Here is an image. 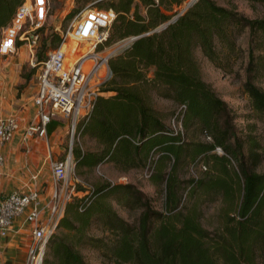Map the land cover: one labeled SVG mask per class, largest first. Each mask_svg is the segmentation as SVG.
<instances>
[{"label":"trees","instance_id":"obj_1","mask_svg":"<svg viewBox=\"0 0 264 264\" xmlns=\"http://www.w3.org/2000/svg\"><path fill=\"white\" fill-rule=\"evenodd\" d=\"M183 1L74 0L68 19L86 6L115 14L105 48L135 37L110 56L108 77L99 84L89 113L76 122L77 137L94 141L98 149L83 150L75 141L70 149L75 169L111 163L126 171L151 164L149 181L159 189L162 211H155L132 184L101 183L90 192L80 187L76 194L83 196L74 194L64 205L41 264H89L80 252L84 247L116 264H264V142L236 130L235 116L203 81L195 56L199 50L225 70L222 51L231 54L237 36L247 29L243 92L264 120V92L255 84L264 79V19H247L213 0H195L183 13H172ZM22 2L0 0V38ZM50 41L57 48L59 35ZM37 59L40 69L46 56ZM155 97L181 107L184 134L165 124ZM193 128L211 142L187 140L184 135ZM197 160L210 172L182 181L180 170ZM216 202L218 224L208 230L202 225L204 207ZM114 205L139 210L137 221L121 219ZM98 228L107 236L90 235Z\"/></svg>","mask_w":264,"mask_h":264},{"label":"rangeland","instance_id":"obj_2","mask_svg":"<svg viewBox=\"0 0 264 264\" xmlns=\"http://www.w3.org/2000/svg\"><path fill=\"white\" fill-rule=\"evenodd\" d=\"M186 1L189 0H185V2ZM213 1L219 6L235 10L247 19H264V4L251 3L247 0ZM185 2H182L181 7H183ZM74 6V0H48L46 24L40 32V42L37 49L33 52V58L26 47L18 49L17 53L11 57L3 58L0 56V73H4L5 76L9 75V80L12 82V85L10 84L7 86L11 94L10 102H12V109L7 114L17 115L21 128L18 135L14 138V141L18 142L16 153L20 160L31 155V161H33L37 173L36 178L41 179L44 186L48 182V177H51L50 161L57 160L67 162V177L58 185L59 198L57 202H53L55 205V213H58L60 207L64 206L74 194L78 197L83 196L84 193L81 192L76 194L78 188H85L86 192H90L94 185L101 183L132 184L145 198L151 201L155 211L161 212V194L159 189L154 187L149 181L151 175V169L149 167H151V164L148 165V168L139 170L129 169L123 171L122 169L116 168L111 163H103L93 170L85 168L79 171L76 170L70 153L73 143L77 141L83 150L88 151H96L98 146L94 141L77 137L75 132L72 136L70 121L62 119L61 117L58 119L53 118L48 127L45 140H40L36 137H28L24 141L23 130L34 120L36 115L33 98L37 92V76L40 71L37 65V58L38 56L44 58L48 51L56 48L52 46L50 38L53 34L60 35V33L66 31L72 18L77 14L76 12L72 18H67ZM139 10L140 13L144 15V9L140 8ZM174 12L173 10L172 13ZM176 13L178 12L176 11ZM128 39L109 48L103 46L102 49H107V51L100 52L106 53L111 50L112 53L114 52L115 54L121 50L123 46L125 47L130 43ZM249 40V32L246 29L240 36H237L235 40V50L231 54L222 51L220 46H217L218 50L222 51L224 54L225 63L228 62L229 67H226L225 70L215 68L199 50L196 51L195 56L203 81L211 87L217 97L227 105L228 111L235 116L236 119L233 122V126L236 130L244 133L251 132L260 142H264V120L253 112L249 99L243 92V83L247 78ZM33 71L34 73H32ZM5 82H7V80H4V83ZM255 84L264 92L263 78L255 80ZM154 107L171 130L175 133L179 132L184 134V130L180 125L181 107L176 106L169 100L156 97L154 98ZM184 136L187 140L211 142L210 138H207V134L201 133L197 128L189 130ZM155 158L156 156H154L153 159L155 160ZM13 163L14 166L17 164L20 165V162L17 163L16 160H13ZM228 169L231 170L230 166H228ZM208 172H210L209 166L197 160L194 164L183 167L179 172V178L182 181H188L192 178L198 179L205 176ZM53 188H55L54 184ZM182 195V201H184L187 196V188L183 191ZM113 207L118 216L126 222L132 224L137 221L139 210L128 211V209L116 205ZM219 207V202L204 207V217L202 219L204 228L212 230L217 226V210ZM90 235L100 238L106 237L107 233H104L98 228L93 229ZM80 252L84 260L89 264H116L114 261L104 257L101 252L92 248L84 247L80 249Z\"/></svg>","mask_w":264,"mask_h":264},{"label":"built area","instance_id":"obj_3","mask_svg":"<svg viewBox=\"0 0 264 264\" xmlns=\"http://www.w3.org/2000/svg\"><path fill=\"white\" fill-rule=\"evenodd\" d=\"M152 1L155 5L159 3V0ZM193 1H184L183 7L180 5L174 11L183 13ZM47 16L48 0H23L9 25L2 31L0 56L11 57L20 47H26L33 58ZM114 19L112 11L86 6L75 14L66 31L60 33L59 46L48 51L45 61L41 63L37 92L33 98L36 115L23 130L24 141L28 137L45 140L47 127L56 116L71 122V134L74 135L76 122L89 113L98 96L99 84L109 75L108 60L112 51L103 53L107 49L103 50L102 47ZM134 39L132 37L128 41ZM20 130L17 115L0 117V166L4 162L2 147L11 142ZM216 153L222 154L219 148ZM50 172L55 186L52 200L57 202L58 185L67 177V162L50 161ZM38 198V191L32 189L28 193L12 192L0 199L2 237L11 231L14 220L27 212L25 220L32 228V243L26 264H41L44 247L55 229V226L46 229L40 224Z\"/></svg>","mask_w":264,"mask_h":264},{"label":"crops","instance_id":"obj_4","mask_svg":"<svg viewBox=\"0 0 264 264\" xmlns=\"http://www.w3.org/2000/svg\"><path fill=\"white\" fill-rule=\"evenodd\" d=\"M9 77V75L5 76L4 73H0V117L8 115L7 113L12 109L11 94L7 88L12 83ZM4 80H7V82L4 83ZM55 118L58 119L60 117L56 116ZM14 138L1 149L4 162L0 166V199L12 192L28 193L32 189H36L39 193L38 210L40 224L46 229L53 228L62 216L64 206L60 207L58 213L54 212L55 205L52 200L54 188L51 177H48V182L45 186L41 179L36 178L37 173L33 161H31V155L20 160L16 153L18 142L14 141ZM13 160H16L17 163L20 162V165L14 166ZM26 213L14 220L12 229L6 236H0V264H26L28 250L32 243V228L25 220Z\"/></svg>","mask_w":264,"mask_h":264},{"label":"water","instance_id":"obj_5","mask_svg":"<svg viewBox=\"0 0 264 264\" xmlns=\"http://www.w3.org/2000/svg\"><path fill=\"white\" fill-rule=\"evenodd\" d=\"M194 1H195V0H194ZM194 1H193V2H194ZM130 42H131V41H130ZM123 47H124V46H123ZM113 54H114V52L112 53V55H113Z\"/></svg>","mask_w":264,"mask_h":264}]
</instances>
